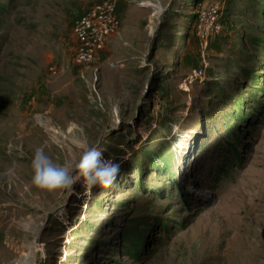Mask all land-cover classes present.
<instances>
[{"label": "rangeland", "instance_id": "374dc122", "mask_svg": "<svg viewBox=\"0 0 264 264\" xmlns=\"http://www.w3.org/2000/svg\"><path fill=\"white\" fill-rule=\"evenodd\" d=\"M96 1L0 0V264H264L259 0H221L204 54L192 0H118L79 69L72 29ZM81 140L120 164L112 186L31 183L37 148L71 163Z\"/></svg>", "mask_w": 264, "mask_h": 264}, {"label": "built area", "instance_id": "2783aa9c", "mask_svg": "<svg viewBox=\"0 0 264 264\" xmlns=\"http://www.w3.org/2000/svg\"><path fill=\"white\" fill-rule=\"evenodd\" d=\"M118 0H97L75 22L72 36L76 43L73 64L79 69L89 66L104 50L107 40L116 33L120 27L117 15ZM221 0H210L197 12L195 24V37L204 54L212 37L222 31L219 22L222 15ZM51 72L54 74L55 69ZM202 71H194L195 77L200 76Z\"/></svg>", "mask_w": 264, "mask_h": 264}, {"label": "clouds", "instance_id": "9594fccd", "mask_svg": "<svg viewBox=\"0 0 264 264\" xmlns=\"http://www.w3.org/2000/svg\"><path fill=\"white\" fill-rule=\"evenodd\" d=\"M78 145L82 149L79 158L64 164L54 163L42 148H37L31 161V183L47 191L70 188L78 182L89 191L112 186L120 173V164L106 159L98 147L89 146L86 140Z\"/></svg>", "mask_w": 264, "mask_h": 264}, {"label": "trees", "instance_id": "16d2710c", "mask_svg": "<svg viewBox=\"0 0 264 264\" xmlns=\"http://www.w3.org/2000/svg\"><path fill=\"white\" fill-rule=\"evenodd\" d=\"M192 2H193V6L195 8H197V10L195 11L194 16L190 17L192 23H194V29H195V24H196V20H197V12L203 5H205V3H203V0H192ZM256 3H257V8H256V11H255V16L258 17V20H260L262 14L264 13V0H259L258 2L256 1ZM219 22L221 24V18H220ZM221 26H222V24H221ZM254 102H256L257 105H258L257 101H254ZM259 106H260V104H259ZM249 117L250 116H248L246 114L245 115H239V116H237V118H238L237 120L240 121L239 122L240 124L241 123H249L250 125H252L253 120L249 121ZM231 134L234 135L233 133H231ZM225 153H226V156H225ZM229 155H231L232 159L235 161L236 164L239 162V156L237 155L235 149L231 148V150L227 149L225 152H222V156H223V158L225 157V160H229V157H228Z\"/></svg>", "mask_w": 264, "mask_h": 264}]
</instances>
